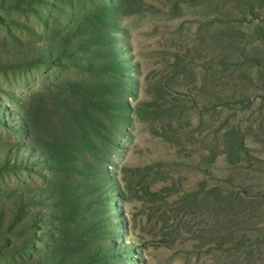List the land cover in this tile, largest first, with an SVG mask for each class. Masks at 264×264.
<instances>
[{
  "label": "rangeland",
  "instance_id": "obj_1",
  "mask_svg": "<svg viewBox=\"0 0 264 264\" xmlns=\"http://www.w3.org/2000/svg\"><path fill=\"white\" fill-rule=\"evenodd\" d=\"M0 264H264V0H0Z\"/></svg>",
  "mask_w": 264,
  "mask_h": 264
}]
</instances>
